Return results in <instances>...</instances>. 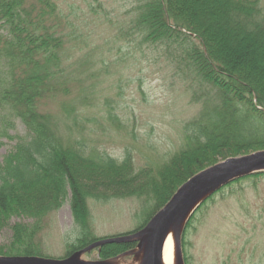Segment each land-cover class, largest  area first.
Segmentation results:
<instances>
[{"label":"trees","instance_id":"obj_1","mask_svg":"<svg viewBox=\"0 0 264 264\" xmlns=\"http://www.w3.org/2000/svg\"><path fill=\"white\" fill-rule=\"evenodd\" d=\"M136 11L126 35L139 36L141 44L162 49L176 63L181 79L190 81L191 103L204 97L202 120L184 126V147L155 174L145 168L135 172L129 152L121 162L87 153L88 139L77 121V108L87 99L80 78L87 62H75V70L68 64L72 40L57 5L52 0H0V147L4 138L13 140L8 129L16 121L26 129L0 164V230L12 217L34 221L14 225L13 240L0 247V255L39 257L33 241L40 222L68 197L81 236L64 257L96 240L88 230V200L147 199L150 208L140 230L199 172L264 151V0H147ZM49 101L60 107V117L43 110ZM108 118L115 124L116 117L109 113ZM261 175L236 179L219 192ZM211 198L187 223L181 244ZM135 246L106 245L97 255L107 260Z\"/></svg>","mask_w":264,"mask_h":264},{"label":"rangeland","instance_id":"obj_2","mask_svg":"<svg viewBox=\"0 0 264 264\" xmlns=\"http://www.w3.org/2000/svg\"><path fill=\"white\" fill-rule=\"evenodd\" d=\"M52 1L64 17L72 40L68 43L71 47L68 64L75 70L79 61L87 62L88 69L80 76L87 99L84 107L80 104L77 108L78 124L88 139L87 153L92 151L121 162L129 152L135 172L145 168L155 174L184 147V126L202 120L204 97L199 104L191 103L190 81L185 83L181 79L176 63L168 60L162 49L141 44L139 36L126 35L137 16L136 7L147 0ZM193 86L197 91V86ZM42 108L61 116L60 107L54 102H45ZM109 113L116 117L115 124L106 121ZM8 134L13 140H2L0 164L17 143L16 137L26 136V129L16 121ZM221 189L210 196L211 200L196 213L191 228L187 229L180 244L182 264H264V175L234 183L219 192ZM145 200H88V230L95 236V242L130 236L145 229L156 215L137 230L150 208L145 206ZM69 201L68 197L57 212L40 222V232L33 241L39 247L40 258H67L64 257L67 247L80 238ZM33 223L32 219L12 217L0 230V247L12 242L14 225ZM131 243L136 245L132 250L113 258L100 260L99 247L81 255L80 260L139 264L140 258L136 256L139 242Z\"/></svg>","mask_w":264,"mask_h":264},{"label":"water","instance_id":"obj_3","mask_svg":"<svg viewBox=\"0 0 264 264\" xmlns=\"http://www.w3.org/2000/svg\"><path fill=\"white\" fill-rule=\"evenodd\" d=\"M261 172H264V151L227 159L190 178L153 217L145 229L133 235L95 242L65 259L52 260L35 256L0 257V264H110L107 261H82L80 257L104 245L135 241L139 242L136 252V256L140 258L139 264H161L164 241L172 227H181L180 235L177 237L180 251L181 235L186 224L207 198L237 178Z\"/></svg>","mask_w":264,"mask_h":264},{"label":"bare ground","instance_id":"obj_4","mask_svg":"<svg viewBox=\"0 0 264 264\" xmlns=\"http://www.w3.org/2000/svg\"><path fill=\"white\" fill-rule=\"evenodd\" d=\"M180 232L181 227L178 226H174L168 231L163 245L161 264L182 263L181 254L177 244V237L180 235Z\"/></svg>","mask_w":264,"mask_h":264}]
</instances>
